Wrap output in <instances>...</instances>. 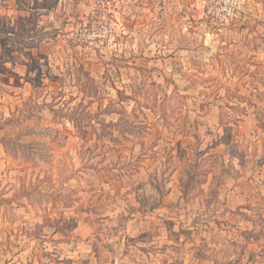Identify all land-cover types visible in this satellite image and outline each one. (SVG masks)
<instances>
[{
  "label": "rangeland",
  "instance_id": "374dc122",
  "mask_svg": "<svg viewBox=\"0 0 264 264\" xmlns=\"http://www.w3.org/2000/svg\"><path fill=\"white\" fill-rule=\"evenodd\" d=\"M235 1L0 0V264H264V0Z\"/></svg>",
  "mask_w": 264,
  "mask_h": 264
},
{
  "label": "trees",
  "instance_id": "16d2710c",
  "mask_svg": "<svg viewBox=\"0 0 264 264\" xmlns=\"http://www.w3.org/2000/svg\"><path fill=\"white\" fill-rule=\"evenodd\" d=\"M76 36H77V37L80 36V37L82 38V36H81L80 34H79V35L77 34ZM75 40L78 41V43H80V44H82L81 42L84 41L83 38H82V40H81V39H76V38H75ZM57 78H58V77H57ZM56 80H59L60 82L63 81V79H61V78H58V79H56ZM121 94H122V97H123V93H121ZM125 98H126V97H125ZM51 99H53V98H51ZM44 105H46V104H44ZM50 108H51V107H50ZM222 118H223V116L221 117V121L224 120V119H222ZM110 125H112V124H110ZM76 126H77V124H76ZM78 126H79V125H78ZM78 126H77V128H78ZM103 126L106 127V125H104V124H103ZM112 126H114V125H112ZM78 130H79V128H78ZM79 132H80V133H79L80 138H81L83 141L89 142L90 139H88L87 136H86V135H87V132H86V131H84V132H83V131H79Z\"/></svg>",
  "mask_w": 264,
  "mask_h": 264
},
{
  "label": "crops",
  "instance_id": "0c3cea01",
  "mask_svg": "<svg viewBox=\"0 0 264 264\" xmlns=\"http://www.w3.org/2000/svg\"><path fill=\"white\" fill-rule=\"evenodd\" d=\"M263 188V187H262ZM261 188V191H262V196H264V188L262 189ZM251 248H255V251H253L254 252V256H255V253L257 252V250L259 249L260 251H262V254L264 255V247H251ZM258 256L257 257H255V261L256 260H258ZM251 260H253V262H254V259H251Z\"/></svg>",
  "mask_w": 264,
  "mask_h": 264
},
{
  "label": "built area",
  "instance_id": "2783aa9c",
  "mask_svg": "<svg viewBox=\"0 0 264 264\" xmlns=\"http://www.w3.org/2000/svg\"><path fill=\"white\" fill-rule=\"evenodd\" d=\"M228 3L231 5V6H236L237 2L235 0H228ZM3 243V238L0 237V246L1 244Z\"/></svg>",
  "mask_w": 264,
  "mask_h": 264
}]
</instances>
